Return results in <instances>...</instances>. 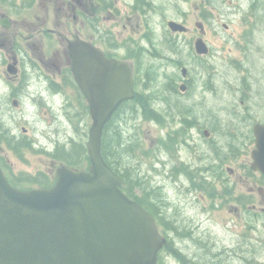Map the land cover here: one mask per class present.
Segmentation results:
<instances>
[{"label": "rangeland", "instance_id": "obj_1", "mask_svg": "<svg viewBox=\"0 0 264 264\" xmlns=\"http://www.w3.org/2000/svg\"><path fill=\"white\" fill-rule=\"evenodd\" d=\"M252 2L216 0L215 6L212 5L213 22L205 24L211 52L204 58L192 57L189 62L184 48L182 56L195 83L190 94L166 85L168 80L181 75V70L167 67L159 56L145 57V62L155 64V68L141 73L138 90L144 99L152 98L153 106L163 114L159 122L145 117L137 108L133 114L125 112L128 121L123 124L124 130L136 134L142 142L137 156L130 162L139 164L140 171L135 172L151 185L150 191L157 194L153 199L160 203L167 219L188 232L186 236L170 232L175 246L199 264H264V212L260 209L264 198L259 192L260 188L264 191V174L250 168V152L254 147L252 125L256 121L264 123V74L256 68L252 50L264 58V26L252 24L254 17L261 20L263 15L262 8L259 14L249 11ZM250 29H255V33L249 32ZM249 34H255L261 43H246ZM6 64V57L0 56V116L5 117V124L30 139H34V130H37L40 134L37 139L48 147L53 142L56 145L58 140L80 139L78 127L72 121L58 118L59 115L50 116L45 111L42 114L34 99L30 102L23 99L22 107L15 108L14 115L7 112L9 101L2 87L6 84L3 77ZM30 78L29 88L34 89V75ZM66 92L72 95L71 89L67 88ZM62 103V98L51 102L58 114ZM126 111H132L131 107ZM184 117L198 120L209 128L212 140L205 139L194 127L178 135ZM41 129L49 132L53 129L52 135L41 136ZM191 132L198 141L196 152L192 148ZM226 140L230 143L227 161V152L224 154L223 149ZM187 141L193 146L186 145ZM232 144L238 147L232 150ZM1 151L17 172H35L47 167L46 154L26 150L24 158H20L11 150L2 148ZM183 161L193 165L195 178L188 184H181L179 175L175 180L168 177ZM184 182L187 183L186 178ZM253 204L258 205L256 210ZM177 254L165 251L159 264H190Z\"/></svg>", "mask_w": 264, "mask_h": 264}, {"label": "flooded vegetation", "instance_id": "obj_2", "mask_svg": "<svg viewBox=\"0 0 264 264\" xmlns=\"http://www.w3.org/2000/svg\"><path fill=\"white\" fill-rule=\"evenodd\" d=\"M215 3L216 0H0V56L4 55L7 60L3 75L6 84L2 86L3 95L9 101L7 112L14 115L15 108L22 107L23 99L29 102L34 99V105L43 110L42 114L68 118L73 126L78 127V136L88 135L92 122L89 101L72 70L71 46L76 43L93 47L108 59L128 63L135 89L139 86L141 73L155 68V64L145 62V57L159 56L167 67L181 70V75L178 74L175 80H168L166 85L172 90L190 94L195 83L190 69L182 60L184 48L189 62L192 57L204 58L211 52L205 24L213 22L211 16L215 14ZM171 22L180 23L184 28L172 27ZM199 40L205 42L208 54L198 53L196 43ZM31 75H34L36 84L34 89L29 88ZM67 88L72 90V95L66 92ZM140 96L141 92L136 91L133 100L140 99ZM60 98L63 103L58 114L57 107L51 102ZM0 118L3 120L5 117L1 114ZM181 121L182 130L178 135L182 136L180 132L194 127L205 135V139L212 140V131L198 120L184 117ZM9 130L20 140L23 137L30 140L33 146L39 148V153L54 150V142L48 147L37 139L40 138L37 130H34V139L15 128ZM23 131L27 132V128L23 127ZM206 131L210 136L206 135ZM40 132L41 136L52 135L45 129ZM192 134L194 146L190 141L186 145L193 146L196 152L198 141ZM59 143L66 141L58 140L56 144ZM224 148L227 161L229 140H226ZM46 159L47 167L30 172L31 176L42 172L52 179L55 177L58 164L55 165L56 161L48 155ZM1 165L10 180H17L20 172L24 171H15L8 158ZM178 175L181 184H188L190 179L195 178L192 163L183 161L181 165H176L168 177L175 180ZM259 192L264 198L262 188ZM252 207L256 210L258 205ZM260 209L264 212V206Z\"/></svg>", "mask_w": 264, "mask_h": 264}, {"label": "water", "instance_id": "obj_3", "mask_svg": "<svg viewBox=\"0 0 264 264\" xmlns=\"http://www.w3.org/2000/svg\"><path fill=\"white\" fill-rule=\"evenodd\" d=\"M196 49L208 52L203 40ZM71 57L92 116L89 169L62 165L53 186L24 190L0 166V264H157L167 237L154 215L124 192L126 181L102 153L107 123L135 96L131 69L81 43L71 46ZM253 131L251 168L264 173V123Z\"/></svg>", "mask_w": 264, "mask_h": 264}, {"label": "trees", "instance_id": "obj_4", "mask_svg": "<svg viewBox=\"0 0 264 264\" xmlns=\"http://www.w3.org/2000/svg\"><path fill=\"white\" fill-rule=\"evenodd\" d=\"M259 8H262L263 12V15L260 16L261 20L254 17V23L252 24H255V26L262 24L264 26V0H253L250 4L249 11H256V13L259 14ZM249 32L255 33V29H250ZM249 35L248 39H246V43H252L253 41L261 43V40L257 39L255 34ZM239 44L241 43L239 42ZM252 51V58L255 62L256 68L258 70L261 69L264 74V58L254 50ZM261 55L263 54L261 53ZM242 80H245V77H243ZM146 98L147 99H144L143 96H140V99L139 97L137 98L139 100L136 99L132 102H126L114 115L112 120L106 125L104 131L102 152L108 164L127 182V187L125 189L126 193L151 211L156 216L160 226L164 227V230L166 229L167 232L177 231L178 235L183 236V234L186 235L188 232L183 228L179 229L177 225H174L172 221L167 219L166 214L160 209V203L157 202L156 199H153V197H157V194L150 191L149 186L151 187V185L146 184L144 180L142 181L141 177L135 172L137 169L140 171L139 164L136 165L130 162L131 159L133 160L134 155L137 156L136 151L140 148L142 142L136 137V134L127 133L124 130L123 124L128 121L125 112H131L133 114L137 108L144 113L145 117L153 118L158 122L162 117V113L153 106V99L148 96ZM130 107L132 111H126V109H129ZM85 134L81 136L80 139H71L66 143L57 144L53 152L50 153L51 157L55 161L66 164L72 168H88L90 159L85 142V136H87V134ZM232 145L238 147L236 144ZM31 146L32 143L30 140L24 138L23 140H20L18 139V136L10 134L9 128L0 118V148H7L22 155L23 151H25L26 148H31ZM19 175L20 177L17 180L11 179V182L21 188H31L34 185L40 187H48L51 185V177L46 173L41 172L38 173L37 176H31L30 174L22 172ZM42 176H44V178ZM165 249L175 254L179 252L180 257L181 259H184V262L187 261L190 262V264H199L193 259L190 260L179 248H176L175 243L171 238H169L166 247L162 250L159 263L162 261ZM175 251H177V253Z\"/></svg>", "mask_w": 264, "mask_h": 264}]
</instances>
